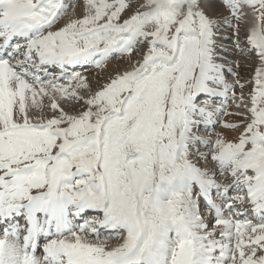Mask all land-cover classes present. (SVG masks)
<instances>
[{
	"label": "snow or ice",
	"instance_id": "snow-or-ice-1",
	"mask_svg": "<svg viewBox=\"0 0 264 264\" xmlns=\"http://www.w3.org/2000/svg\"><path fill=\"white\" fill-rule=\"evenodd\" d=\"M0 264H264V0H0Z\"/></svg>",
	"mask_w": 264,
	"mask_h": 264
},
{
	"label": "bare ground",
	"instance_id": "bare-ground-1",
	"mask_svg": "<svg viewBox=\"0 0 264 264\" xmlns=\"http://www.w3.org/2000/svg\"><path fill=\"white\" fill-rule=\"evenodd\" d=\"M232 111H234V110L232 109ZM232 119H234V117H232V116H226V120H232Z\"/></svg>",
	"mask_w": 264,
	"mask_h": 264
},
{
	"label": "rangeland",
	"instance_id": "rangeland-1",
	"mask_svg": "<svg viewBox=\"0 0 264 264\" xmlns=\"http://www.w3.org/2000/svg\"><path fill=\"white\" fill-rule=\"evenodd\" d=\"M225 35H227V33H225ZM225 43H228L227 41H225Z\"/></svg>",
	"mask_w": 264,
	"mask_h": 264
}]
</instances>
